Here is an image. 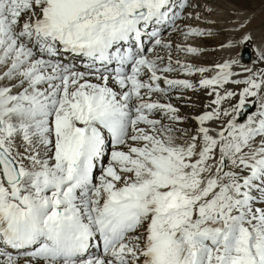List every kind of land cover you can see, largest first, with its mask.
Instances as JSON below:
<instances>
[{"label":"snow or ice","instance_id":"6c2138e0","mask_svg":"<svg viewBox=\"0 0 264 264\" xmlns=\"http://www.w3.org/2000/svg\"><path fill=\"white\" fill-rule=\"evenodd\" d=\"M228 0H0V264H264V38ZM215 50V49H214Z\"/></svg>","mask_w":264,"mask_h":264},{"label":"bare ground","instance_id":"6f19581e","mask_svg":"<svg viewBox=\"0 0 264 264\" xmlns=\"http://www.w3.org/2000/svg\"><path fill=\"white\" fill-rule=\"evenodd\" d=\"M221 5L230 9L229 13L241 12L244 15L250 16L252 18V22L249 25V28L247 30H249V31L251 30L253 33V37H254V40H253L254 43L253 44H255V46L260 44L262 38H264L263 37L264 36V30H263L264 25L262 23L264 20V0H228L227 3H221ZM223 18H227V17H223ZM259 32L261 33V35H263L262 38L260 39L258 36L259 39H255V38H257V34ZM221 40L222 39L210 38L207 41H205L207 48H208V52L206 54L205 59L208 62L210 61V54L212 53V52H210V50L214 49L215 47L218 49V44L220 43ZM209 48H211V49H209ZM236 48L237 49L233 48L231 50V52H229V53L240 54L241 51L244 49V45H243V47H242V45L241 46L238 45V47H236ZM247 51L252 52V50H250V49L249 50L247 49ZM219 52H221V51H219ZM238 52H240V53H238ZM252 54H253V52H252ZM255 58L256 57L254 54L253 59L250 57V61H253ZM242 60H243V58H242ZM243 61H246V60H243ZM247 61H249V60H247Z\"/></svg>","mask_w":264,"mask_h":264},{"label":"rangeland","instance_id":"374dc122","mask_svg":"<svg viewBox=\"0 0 264 264\" xmlns=\"http://www.w3.org/2000/svg\"><path fill=\"white\" fill-rule=\"evenodd\" d=\"M219 6V7H218ZM216 7H217V10H218V15L220 16V17H227L228 16V14H229V12H230V9H228V8H226V7H224V6H222L221 5V3H219V4H217L216 5ZM224 10V11H223ZM221 13V14H220ZM226 15V16H225ZM226 19V18H225ZM263 25H264V20H263ZM264 28V27H263ZM264 30V29H263ZM246 31H248V32H251V34L253 35V33H252V31L250 30H246ZM258 36H259V38L261 39L262 38V36L263 35H261V33L259 32L258 34H257V38H255V39H259L258 38ZM264 37V36H263ZM217 39H223V37H216ZM216 38H214V39H216ZM254 43V41L251 43V44H248V45H244V49L241 51V53L243 54L242 55V58H243V60H246V61H243L242 60V63L243 64H246V65H248V66H251V62L252 61H250V57L253 59V55L255 54V51H254V47H255V44H253ZM239 46H241V45H239ZM238 47V46H237ZM242 47H243V45H242ZM209 49H211V48H209ZM215 49V50H214ZM214 49H212V50H210V52H212L211 54H210V61L209 62H212V61H215V60H218V59H220V58H222V57H224V56H231L232 58H239L240 57V52H238V53H240V54H237V53H233V54H231V53H223V52H219V50L215 47ZM234 49H237L236 47L234 48ZM247 49L249 50H252V52H253V54H252V52L251 51H247ZM247 53L248 54V57L247 58H244V53ZM247 60H249V61H247ZM247 62V63H246Z\"/></svg>","mask_w":264,"mask_h":264}]
</instances>
